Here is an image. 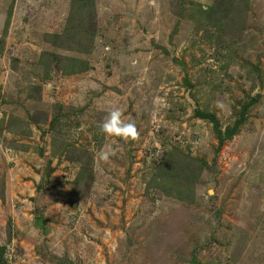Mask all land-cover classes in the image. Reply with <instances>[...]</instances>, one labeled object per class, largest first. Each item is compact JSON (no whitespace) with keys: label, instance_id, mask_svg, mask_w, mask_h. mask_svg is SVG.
Here are the masks:
<instances>
[{"label":"rangeland","instance_id":"1","mask_svg":"<svg viewBox=\"0 0 264 264\" xmlns=\"http://www.w3.org/2000/svg\"><path fill=\"white\" fill-rule=\"evenodd\" d=\"M0 247L264 264V0H0Z\"/></svg>","mask_w":264,"mask_h":264},{"label":"clouds","instance_id":"2","mask_svg":"<svg viewBox=\"0 0 264 264\" xmlns=\"http://www.w3.org/2000/svg\"><path fill=\"white\" fill-rule=\"evenodd\" d=\"M218 106H222L219 105ZM123 113L119 108H114L110 110L105 117V119L99 123V131L107 137L110 138H121V139H131L135 140L138 137V132L135 123L132 121H125L123 118ZM115 143L116 141L113 140ZM116 154L115 149L109 145L107 148L99 152V159L101 161L107 162L111 156ZM211 194V190H209Z\"/></svg>","mask_w":264,"mask_h":264},{"label":"trees","instance_id":"3","mask_svg":"<svg viewBox=\"0 0 264 264\" xmlns=\"http://www.w3.org/2000/svg\"><path fill=\"white\" fill-rule=\"evenodd\" d=\"M52 36H55V34H52ZM202 116L209 118L210 120H212L213 123L216 121V119H215L213 114H207V115L206 114H202ZM215 125H217V124H215ZM216 132L218 134H220V130L219 129H216ZM230 134H231V132L230 133L227 132V135L225 136V138L220 139V147L223 146V143L228 141V139L230 138ZM224 140H226V141H224ZM3 250H4L3 247H0V264H6L5 260L3 259Z\"/></svg>","mask_w":264,"mask_h":264}]
</instances>
